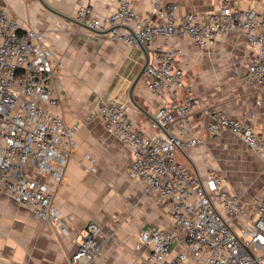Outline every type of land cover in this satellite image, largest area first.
<instances>
[{"label":"built area","instance_id":"obj_1","mask_svg":"<svg viewBox=\"0 0 264 264\" xmlns=\"http://www.w3.org/2000/svg\"><path fill=\"white\" fill-rule=\"evenodd\" d=\"M177 9L175 1L153 0L151 14L143 17L129 0H119L115 11L97 16L82 1L76 6V21L88 29L107 33L113 42L152 48L145 70L151 91L174 88L184 93L182 101L164 105L155 115L156 127L169 131L179 125V135L147 136L136 130L125 105L114 99L98 106L105 129L130 150L132 175L160 194L174 225L185 230L188 250L173 255L172 245L181 239L161 228L142 231L137 247L149 249L148 264H184L189 258L196 264H264V195L246 206L238 192L223 187L215 169L200 179L177 161L178 149L200 143L199 138L185 133L201 99L186 83L184 70L175 65L180 51L156 44L157 38L169 43L189 37L205 51L221 36L241 33L254 49L242 80L257 89L260 98L256 104L262 105L264 16L258 18L253 9H234L228 0L211 12L178 16ZM54 76L44 33L33 28L23 32L8 11H0V187L9 198L29 208L35 219L52 224L59 236H69L73 216L64 215L53 201L78 143L75 129L48 110L60 104L58 92L51 86ZM206 113L211 116L213 137L229 132L264 161V137L253 124L216 108ZM75 241L71 264H91L106 245L102 227L93 221L86 225L80 242Z\"/></svg>","mask_w":264,"mask_h":264},{"label":"crops","instance_id":"obj_2","mask_svg":"<svg viewBox=\"0 0 264 264\" xmlns=\"http://www.w3.org/2000/svg\"><path fill=\"white\" fill-rule=\"evenodd\" d=\"M78 1L92 7L97 16H104L117 9L119 0H0V11H8L23 32L33 28L44 33L55 75L51 86L60 98L58 107L48 110L75 129L78 143L53 201L64 215L73 216L71 235L59 236L52 224L35 219L29 208L9 198L0 187V264H71L70 256L77 249L75 240L80 242L92 221L102 227L106 245L91 264H148L145 258L149 249L137 247L139 235L148 228L179 235L180 242L172 245L173 255L188 250L185 230L174 225L160 194L132 175L130 150L108 133L97 114L102 102L114 99L125 105L136 130L147 136L179 135V125L169 131L156 127L155 115L164 105L182 101L184 93L174 88L151 91L144 72L131 95L133 84L151 61L152 48L113 42L107 33L80 24L75 19ZM129 1L143 17L153 10V0ZM170 1L178 5L179 16L215 11L222 0L163 3ZM228 1L234 9H253L258 18L264 16V0ZM156 44L180 51L175 65L184 70L186 83L201 99L185 133L186 137L199 138L200 143L178 149L177 161L200 179L215 169L225 189L244 192L235 175L247 166L246 156L252 152L229 132L213 137L206 110L216 108L253 124L264 137V102L257 105V89L242 80L254 49L239 32L221 36L205 51L189 37L174 38L169 43L157 38ZM242 199L246 206L255 200ZM184 264L196 262L189 258Z\"/></svg>","mask_w":264,"mask_h":264},{"label":"rangeland","instance_id":"obj_3","mask_svg":"<svg viewBox=\"0 0 264 264\" xmlns=\"http://www.w3.org/2000/svg\"><path fill=\"white\" fill-rule=\"evenodd\" d=\"M246 158L247 166L245 165V168L239 169L235 175V181L245 188V191L239 194L244 199L246 198L248 202H252L264 194V161L252 153Z\"/></svg>","mask_w":264,"mask_h":264},{"label":"water","instance_id":"obj_4","mask_svg":"<svg viewBox=\"0 0 264 264\" xmlns=\"http://www.w3.org/2000/svg\"><path fill=\"white\" fill-rule=\"evenodd\" d=\"M146 66H147V65H146ZM145 69H146V67L141 71V73H140V75L138 76L137 80H136L135 83L133 84V86H132V88H131V95L133 94V90H134V88H135V86H136L138 80H139V79L141 78V76L144 74ZM251 256H253L252 253H251Z\"/></svg>","mask_w":264,"mask_h":264}]
</instances>
